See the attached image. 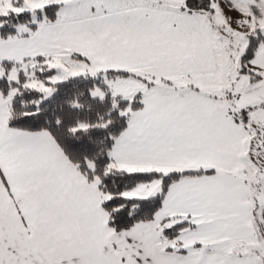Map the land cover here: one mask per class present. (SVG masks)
<instances>
[{
	"label": "snow or ice",
	"instance_id": "6c2138e0",
	"mask_svg": "<svg viewBox=\"0 0 264 264\" xmlns=\"http://www.w3.org/2000/svg\"><path fill=\"white\" fill-rule=\"evenodd\" d=\"M0 264H264V0H0Z\"/></svg>",
	"mask_w": 264,
	"mask_h": 264
}]
</instances>
